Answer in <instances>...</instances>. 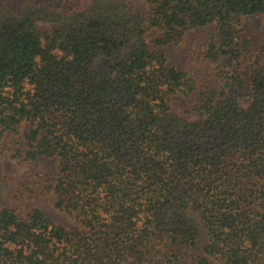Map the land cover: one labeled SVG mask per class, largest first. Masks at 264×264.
Segmentation results:
<instances>
[{
    "label": "trees",
    "instance_id": "trees-1",
    "mask_svg": "<svg viewBox=\"0 0 264 264\" xmlns=\"http://www.w3.org/2000/svg\"><path fill=\"white\" fill-rule=\"evenodd\" d=\"M144 1L0 0V143L28 126L15 156L57 160L78 225L2 209L0 264H264V62L241 26L264 0ZM210 27L220 92L167 59Z\"/></svg>",
    "mask_w": 264,
    "mask_h": 264
},
{
    "label": "rangeland",
    "instance_id": "rangeland-1",
    "mask_svg": "<svg viewBox=\"0 0 264 264\" xmlns=\"http://www.w3.org/2000/svg\"><path fill=\"white\" fill-rule=\"evenodd\" d=\"M134 11L142 17L147 16L146 2L144 0H128ZM242 31L253 39L256 51L264 62V17H246L241 20ZM40 28L48 25L40 24ZM214 27L190 31L179 44L170 45L167 48V59L170 67L183 69L191 73L200 87L206 85L216 92H220L221 81L216 68L205 59L204 39L207 33ZM101 62L99 68H105ZM199 96V91L191 97L175 96L172 98V110L180 118L186 121L196 120V114L192 111ZM243 107L248 103L243 102ZM25 125L19 136L4 135L0 143V210L9 208L16 210L17 214L27 220L30 213L38 209L56 225L65 227H77L73 216L56 208L54 186L58 178L57 160L40 158L35 162L17 158L16 151H20L21 157L26 154L23 136L27 132ZM258 212V207H253ZM198 226L202 241L206 245L207 233L196 215H192ZM211 264H221L212 260Z\"/></svg>",
    "mask_w": 264,
    "mask_h": 264
}]
</instances>
